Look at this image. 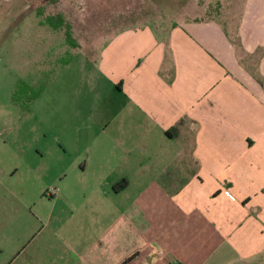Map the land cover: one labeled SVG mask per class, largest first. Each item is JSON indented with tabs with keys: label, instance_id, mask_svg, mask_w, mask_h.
Masks as SVG:
<instances>
[{
	"label": "rangeland",
	"instance_id": "1",
	"mask_svg": "<svg viewBox=\"0 0 264 264\" xmlns=\"http://www.w3.org/2000/svg\"><path fill=\"white\" fill-rule=\"evenodd\" d=\"M244 2L230 17L240 20ZM248 11L260 18L264 6ZM226 12L230 0H0V168L19 170L0 178V264L130 258L133 234L144 235L131 206L155 186L170 146L154 139L148 160L144 143L119 133L128 129L116 128L114 72L102 50L120 30L195 16L222 25ZM52 19L71 26L79 48L42 24ZM20 82L39 93L28 106L12 101ZM123 181L128 188L116 194Z\"/></svg>",
	"mask_w": 264,
	"mask_h": 264
},
{
	"label": "crops",
	"instance_id": "2",
	"mask_svg": "<svg viewBox=\"0 0 264 264\" xmlns=\"http://www.w3.org/2000/svg\"><path fill=\"white\" fill-rule=\"evenodd\" d=\"M242 1L230 0L222 25L195 16L128 28L102 50L119 133L148 160L154 139L170 146L131 206L144 235L127 221L136 241L125 264H264V13L248 11L264 3L245 0L230 17ZM18 173L1 164V180Z\"/></svg>",
	"mask_w": 264,
	"mask_h": 264
},
{
	"label": "trees",
	"instance_id": "3",
	"mask_svg": "<svg viewBox=\"0 0 264 264\" xmlns=\"http://www.w3.org/2000/svg\"><path fill=\"white\" fill-rule=\"evenodd\" d=\"M59 21H62V17L60 16ZM42 24L48 25L53 30H63L65 33V43L66 45H69L71 48H79V44L72 40L71 35V26L66 25V27L62 28L61 22H56V19H52L49 21L42 22ZM61 26V27H60ZM71 57V56H70ZM70 58L67 56V60ZM67 63V62H66ZM38 89V88H37ZM34 89V86H29L26 83L20 82L17 84L16 89L12 95V101L14 104H18L21 100H25L27 106L30 105L34 100H36L39 97V93H36ZM41 92V87L37 91ZM128 261V260H127ZM126 261V262H127ZM125 264V263H123Z\"/></svg>",
	"mask_w": 264,
	"mask_h": 264
}]
</instances>
